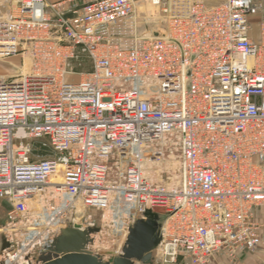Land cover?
Listing matches in <instances>:
<instances>
[{
	"label": "built area",
	"instance_id": "obj_1",
	"mask_svg": "<svg viewBox=\"0 0 264 264\" xmlns=\"http://www.w3.org/2000/svg\"><path fill=\"white\" fill-rule=\"evenodd\" d=\"M263 2L13 0L0 16V58L22 56L28 68L0 80V201L9 205L0 264H39L64 227L92 237L88 211L121 238L157 214L151 264H236L256 252L264 20L254 40L249 17ZM172 141L178 186L151 177Z\"/></svg>",
	"mask_w": 264,
	"mask_h": 264
},
{
	"label": "water",
	"instance_id": "obj_2",
	"mask_svg": "<svg viewBox=\"0 0 264 264\" xmlns=\"http://www.w3.org/2000/svg\"><path fill=\"white\" fill-rule=\"evenodd\" d=\"M152 32L147 36H158ZM159 216L146 211L142 218H138L129 228L122 243L120 253L103 261L100 257L84 250L91 244L92 239L88 231L64 227L49 243L51 251L37 257L39 264H134L154 262L155 250L160 242ZM8 244L2 238L0 250Z\"/></svg>",
	"mask_w": 264,
	"mask_h": 264
},
{
	"label": "rangeland",
	"instance_id": "obj_3",
	"mask_svg": "<svg viewBox=\"0 0 264 264\" xmlns=\"http://www.w3.org/2000/svg\"><path fill=\"white\" fill-rule=\"evenodd\" d=\"M13 0L10 1H1L0 0V16L8 12L12 7ZM144 15H140V20L143 21L145 18ZM148 25L142 23L140 25L141 30L148 29ZM23 57H11V58H0V76H9L14 74H19V70L23 63ZM72 82L73 78H69ZM40 142H34V149L38 150ZM162 161L156 165V173L151 174L153 181L156 183H161L166 186H178L180 184V164H179V153L177 150V145L168 143L165 148ZM41 153V152H40ZM51 157L50 154L44 153L41 157ZM29 207L33 210L36 208L34 205L29 204ZM9 210V205L4 201H0V243L2 242L4 227H5V213ZM34 212V211H33ZM34 213H31L28 219L31 220ZM85 215L92 217L96 221L95 228H92V242L89 244V250L97 254L103 261L108 260L110 257H113L119 253V246L123 242V238L118 234H114L108 227L107 222L102 218L103 215L101 212L88 211ZM26 220V219H25ZM3 229V230H2ZM16 244L27 243L26 237H23L21 233H15L12 236ZM38 242L34 245H37ZM1 245V244H0Z\"/></svg>",
	"mask_w": 264,
	"mask_h": 264
},
{
	"label": "crops",
	"instance_id": "obj_4",
	"mask_svg": "<svg viewBox=\"0 0 264 264\" xmlns=\"http://www.w3.org/2000/svg\"><path fill=\"white\" fill-rule=\"evenodd\" d=\"M10 1V0H1ZM264 20V2L260 11L252 17H249V23L251 26V36L254 40L258 39V25ZM256 219L262 224V230L260 233V242L258 249L254 253H244L240 255L236 264H264V206L256 210ZM177 264H190L189 261L178 258ZM207 264H229L223 257L215 256L212 257Z\"/></svg>",
	"mask_w": 264,
	"mask_h": 264
},
{
	"label": "bare ground",
	"instance_id": "obj_5",
	"mask_svg": "<svg viewBox=\"0 0 264 264\" xmlns=\"http://www.w3.org/2000/svg\"><path fill=\"white\" fill-rule=\"evenodd\" d=\"M27 65H28V64L25 62L24 66L22 67V70H21V74H22V75L27 74V68H28ZM1 79H3L2 76H0V80H1ZM59 169H60V167L57 168V173H58ZM57 173L54 174V175L52 176V178H51V182H53V183H55V182H56V183H60V182H61L60 176H59ZM79 230H80V231H85V230H83L82 228L79 229ZM125 236H126V234H125ZM125 236H124V238H123V242H124V240H125ZM123 242H122V243H123ZM121 246H122V244H120V246H119V253H120ZM84 250L87 251V252H89V253H91V254H93V255L98 256L97 254H95L94 252H91V251L89 250V245H87V246L84 248ZM48 252H53V251H51V249H49ZM98 257H99V256H98Z\"/></svg>",
	"mask_w": 264,
	"mask_h": 264
}]
</instances>
